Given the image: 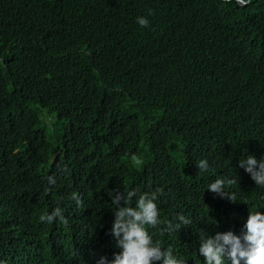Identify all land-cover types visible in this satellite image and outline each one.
<instances>
[{"label":"trees","instance_id":"1","mask_svg":"<svg viewBox=\"0 0 264 264\" xmlns=\"http://www.w3.org/2000/svg\"><path fill=\"white\" fill-rule=\"evenodd\" d=\"M244 2L0 0V264L111 261L112 196L153 182L148 150L162 152L172 189L196 199L177 232L242 237L249 212H264V186L239 166L264 159V0ZM165 86L186 90L173 107ZM226 116L236 143L206 150L195 121L220 134ZM189 155L240 183L245 208L225 217ZM57 207L67 223H41Z\"/></svg>","mask_w":264,"mask_h":264},{"label":"clouds","instance_id":"2","mask_svg":"<svg viewBox=\"0 0 264 264\" xmlns=\"http://www.w3.org/2000/svg\"><path fill=\"white\" fill-rule=\"evenodd\" d=\"M238 2L242 5L247 3L244 0ZM137 23L141 27H147L149 21L145 17H138ZM181 80L187 88V76ZM176 82L169 83V86H175ZM170 87L165 86L167 94L164 100L173 107L181 100L186 90L183 87ZM226 118L227 126L220 134L211 133L207 118L201 122V126L195 121L192 130L203 142L206 150L221 154V143L226 142L230 147L236 143V131L228 133L231 120L228 116ZM147 152L152 154L157 162L155 178L144 190H130L126 193L115 191L112 204L116 210L111 234L120 251L114 254L111 261L101 256L98 264H225L224 257L228 264H264V212H249L242 237L232 231L222 233L229 228L210 232L204 225L191 226L182 233L177 232L181 227L191 224V220L179 214V211L181 208L187 211L195 210L196 199L190 194H179L172 189L171 176L160 150ZM190 158L189 163L193 169L203 173L208 180L207 190L214 193L213 196L223 209L225 217L230 209L239 211L245 208L240 183L207 172V160L194 156ZM240 158L239 166L251 175L256 185L264 186V159L257 160L253 155ZM142 177L145 179V176ZM48 182L55 184L56 181L54 177H48ZM71 198L78 206L82 203L77 193H72ZM172 217H175L178 223L173 224L170 221ZM56 218H59L61 223H67L59 207L51 214L40 216L41 223L51 224Z\"/></svg>","mask_w":264,"mask_h":264},{"label":"rangeland","instance_id":"3","mask_svg":"<svg viewBox=\"0 0 264 264\" xmlns=\"http://www.w3.org/2000/svg\"><path fill=\"white\" fill-rule=\"evenodd\" d=\"M240 5H242V4H240ZM183 70H184V68H183ZM180 74H181V79L184 78V77H186V76H184V75L186 74L185 71H182ZM181 79H180V80H181Z\"/></svg>","mask_w":264,"mask_h":264}]
</instances>
